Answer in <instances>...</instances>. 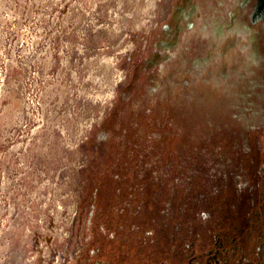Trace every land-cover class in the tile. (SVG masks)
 I'll use <instances>...</instances> for the list:
<instances>
[{"label":"rangeland","instance_id":"rangeland-1","mask_svg":"<svg viewBox=\"0 0 264 264\" xmlns=\"http://www.w3.org/2000/svg\"><path fill=\"white\" fill-rule=\"evenodd\" d=\"M257 6L0 0V264L121 257L114 244L99 249L98 239L112 240L115 226L124 239L133 207L112 213L120 200L112 183L97 187L105 174L145 170L179 184L166 193L173 217L191 211L195 196L210 205L202 215L208 222L186 216V234L201 236H191L196 249L210 229L215 234L207 255L189 264H264V24L254 17ZM163 195H136L146 218L157 220L156 241L167 234L155 213Z\"/></svg>","mask_w":264,"mask_h":264},{"label":"trees","instance_id":"trees-1","mask_svg":"<svg viewBox=\"0 0 264 264\" xmlns=\"http://www.w3.org/2000/svg\"><path fill=\"white\" fill-rule=\"evenodd\" d=\"M190 179L192 180L191 182L195 183L200 181V178L196 177V175L191 176ZM105 180H108L112 183L111 191L113 198H120V200H118V204L112 208V213L120 216L126 215L130 212L129 206L131 205V207H133L131 209L133 218L124 227L125 232L127 233L124 239L120 238L118 235L121 226H115L116 230L114 233V228L107 229L109 233H113L112 240H108L107 237L100 239L101 244L99 245L101 247L105 245L104 243H111L121 249L122 255L117 264H119L121 260L123 262H121L122 264H153L160 262L176 264L177 261H179L180 264L184 263L187 259L188 253L190 252L188 246L193 243L191 236L199 239L201 237L199 233L186 234V216L191 217V221L197 225L208 222L209 218H202V215L204 213H210V205H208V203L200 204L197 200L198 196H195L197 198H195V202L191 211L183 210L177 212V217H173L172 209L166 202V193L169 194V190H172V188H177L176 185L179 187L178 183L172 186L174 181L173 177H155L151 172H147V170L141 172L134 171L124 178L105 174L103 178L99 180L97 193H99L104 187ZM147 191L152 193H164V200L160 202L155 213L157 214L158 218H161V225L164 230H166L167 234L164 240L156 241L153 246L152 243L150 244L145 238L152 234L157 236V220H149L146 218L145 203L140 204V199L138 200V198H136V195H144ZM206 200L208 199L206 198ZM124 201H126V204ZM98 207L101 208L100 205H98ZM175 225L178 226V230L177 228L175 229V227H177ZM169 232H171L172 236H170ZM212 235L213 230L210 229L209 240L211 239ZM209 240L207 242L206 240L202 241L203 243L200 245L201 247L196 251H205L209 246ZM130 253L134 255V259L133 257L131 258L129 256ZM130 258L132 260H129Z\"/></svg>","mask_w":264,"mask_h":264},{"label":"flooded vegetation","instance_id":"flooded-vegetation-1","mask_svg":"<svg viewBox=\"0 0 264 264\" xmlns=\"http://www.w3.org/2000/svg\"><path fill=\"white\" fill-rule=\"evenodd\" d=\"M255 19H262L263 20V24H264V0H258V6L256 8V11H255V15H254ZM260 174V173H259ZM264 173L260 176V181H259V184H258V188L261 189L262 192H264ZM260 182H262V184L260 185ZM263 185V186H262ZM146 241H148L150 244L152 243V246L156 243V235L152 234L150 236H147V238H145ZM196 239H199V238H196ZM100 241V239H98ZM211 241H209V246L208 248L205 250V251H196L198 249L195 248V242L196 241H193L192 244H190L188 246L190 252L188 253L187 255V259L184 263H181V264H189L193 259H196L198 257V259H200L201 257H204L205 255H207V253L209 252V249L210 247L215 243L214 240H215V234L212 235ZM98 241V242H99ZM200 241V240H198ZM99 245V244H98ZM192 245V246H191ZM192 247H193V250H192ZM101 248V246L99 245V249ZM259 250V255H261V253L264 251V248H258ZM99 254H100V250H99ZM117 258H121L120 256L116 257L115 259L111 257V259H109V264H117L119 261L116 260ZM153 264H171V263H167V262H160V263H153ZM176 264H180L179 263H176ZM260 264V262L258 263Z\"/></svg>","mask_w":264,"mask_h":264}]
</instances>
